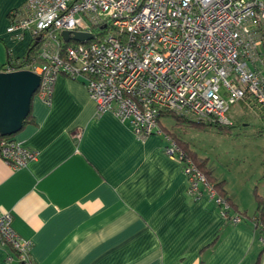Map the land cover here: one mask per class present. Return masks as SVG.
I'll return each mask as SVG.
<instances>
[{
  "label": "crops",
  "instance_id": "crops-1",
  "mask_svg": "<svg viewBox=\"0 0 264 264\" xmlns=\"http://www.w3.org/2000/svg\"><path fill=\"white\" fill-rule=\"evenodd\" d=\"M21 4L0 0L3 27ZM4 41L6 58L18 59L32 38L24 30ZM9 136L37 151L18 169L0 157V209L30 241L35 264H264L251 221L227 220L206 195L189 196L163 136L140 138L112 112L97 114L82 79L57 75L49 103L34 94L29 119ZM224 188L239 211L251 207ZM0 264H18L7 246Z\"/></svg>",
  "mask_w": 264,
  "mask_h": 264
},
{
  "label": "built area",
  "instance_id": "built-area-1",
  "mask_svg": "<svg viewBox=\"0 0 264 264\" xmlns=\"http://www.w3.org/2000/svg\"><path fill=\"white\" fill-rule=\"evenodd\" d=\"M8 18L7 32L39 37L38 61L6 64L4 71L37 73L34 94L46 103L57 75L82 79L97 114L112 112L140 138L162 135L165 154L181 164L187 194L206 195L227 220L241 221L238 213L228 216V203L161 128L159 114L228 125L230 109L242 104L264 124V0H23ZM64 30L91 38L64 41ZM36 156L10 136L0 139V157L15 169ZM11 219L0 209V247L9 245L19 264H35L30 241Z\"/></svg>",
  "mask_w": 264,
  "mask_h": 264
},
{
  "label": "rangeland",
  "instance_id": "rangeland-1",
  "mask_svg": "<svg viewBox=\"0 0 264 264\" xmlns=\"http://www.w3.org/2000/svg\"><path fill=\"white\" fill-rule=\"evenodd\" d=\"M2 20H0V33L3 30L0 39V64L6 58L7 48L4 39L8 35L17 38L15 33L6 31L8 16L5 17L4 27ZM5 31L9 33L7 36ZM229 114L232 115L234 125L225 132L215 127L175 125V120L169 116L161 117L160 124L164 131L165 128L175 131L190 146L205 152L206 156L210 157L209 163L213 167V172H216L217 179L224 180L231 193L233 192L236 199L239 198L243 204L248 203V206L252 204L248 210L246 209L250 212L254 210L255 202L249 203L248 200L253 197L254 201L255 193L260 196L264 194V124L242 104L232 106Z\"/></svg>",
  "mask_w": 264,
  "mask_h": 264
},
{
  "label": "trees",
  "instance_id": "trees-1",
  "mask_svg": "<svg viewBox=\"0 0 264 264\" xmlns=\"http://www.w3.org/2000/svg\"><path fill=\"white\" fill-rule=\"evenodd\" d=\"M37 50H38V44H34V41L32 40L29 43L28 47L26 48L25 53L20 58L12 59L11 56L7 54V58L2 68L5 69L6 64H13L15 67H20L27 63L38 61ZM159 115L160 118L163 116L172 117L175 120V125L187 124L188 126H194L197 128L215 127L222 132L228 131V129L234 125L233 119L231 124L224 125V124H213L209 122H203L200 120L185 118L172 111H161ZM29 116H30V111L23 123H25L29 119ZM165 131L172 136V138L177 142L178 146L185 152L187 156L191 158L195 166L204 174L207 182L212 186L216 194L218 196H222L225 199V201L228 203L229 205V208L227 210L228 216L238 213L241 217V220L251 221L253 230H257L260 236L264 237V197L255 193L254 195L255 207L254 210L251 212V214H248L247 211L245 210L239 211L235 206V204L232 203V201L226 194V190L224 188L225 181L217 179L213 175V167L212 165H210L209 159L206 157H199L196 154V152L190 149L189 144L183 139H181L175 131H169L166 128ZM3 137L5 136L0 135V139ZM7 247L10 248L11 252L16 258L17 256L16 252L9 245H7ZM256 264L258 263L256 262Z\"/></svg>",
  "mask_w": 264,
  "mask_h": 264
},
{
  "label": "water",
  "instance_id": "water-1",
  "mask_svg": "<svg viewBox=\"0 0 264 264\" xmlns=\"http://www.w3.org/2000/svg\"><path fill=\"white\" fill-rule=\"evenodd\" d=\"M64 41H86L91 33L62 31ZM37 37L34 41L36 44ZM40 76L29 69L0 70V135L16 133L27 117L32 97L39 85Z\"/></svg>",
  "mask_w": 264,
  "mask_h": 264
}]
</instances>
